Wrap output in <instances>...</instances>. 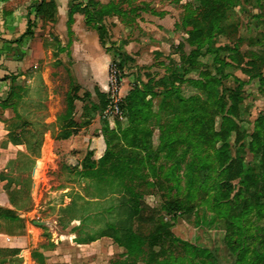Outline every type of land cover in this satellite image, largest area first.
Segmentation results:
<instances>
[{
  "label": "rangeland",
  "instance_id": "rangeland-1",
  "mask_svg": "<svg viewBox=\"0 0 264 264\" xmlns=\"http://www.w3.org/2000/svg\"><path fill=\"white\" fill-rule=\"evenodd\" d=\"M90 1L100 4L99 0H85L84 3L89 4ZM103 1L106 2L104 5H112L115 10L103 18L106 37L103 47L113 53L119 51L120 45L124 48L125 43H130L128 47L132 58L121 69L117 66L121 58H114L116 63L108 68L105 94L108 101L120 104L118 89L123 77L127 78L125 82L130 89L139 82L153 88L156 95L152 97L148 93L146 97V100L152 101L151 109L146 108L138 125L141 130L138 137L148 139V133H152L150 148L148 151H143L142 147L134 150L126 148L128 152H134L133 157L130 160L122 159L120 156H127V153H122L124 144L116 136L110 135L112 151L119 156L115 161L101 166L97 170V177L82 179L76 167L81 157L76 155L83 153L94 142L91 140L93 137L101 135L104 143V125L119 137V129L127 126V118L122 115L120 118L103 119L100 114L99 118L96 115L94 121V118L88 119L84 115V105L88 108L93 101L98 102L93 80L101 76V69L91 72L89 76L81 71L70 73L65 67L46 68L42 73L44 65L51 63H40V73L35 75L32 72L29 80L15 81L10 102L15 111L27 120L25 124L29 131L22 132L23 139L35 145V151L47 146L55 155L49 154L42 160L37 175L39 181L27 183V195H23L26 198L23 201L26 211L20 213L22 218L19 221L11 223V229L16 234H22L28 228L32 240L41 244L46 241V235L47 242L58 241L59 248L53 257V264H158L174 259L175 264H234L235 254L225 243V222L200 201L201 193L189 201L186 199L183 176L186 161L181 160L180 165L174 167L173 176L169 174L183 146L175 145L176 152L168 156L165 149L160 150L159 145L158 128L166 130L171 119L163 105L175 103L178 97L175 93L166 95V89L171 88L169 84L167 88L154 84L161 78L169 83L174 77L173 73L183 69L185 57L192 49L186 42L190 27L184 22L188 16H195V0ZM89 8L94 12L99 10L98 6ZM221 24L223 31L214 35L213 42L216 46L227 45L231 51L220 52L219 58L228 65L217 78L225 74L227 77L221 78V85L214 87V93L224 98L225 111L230 106V92H236L241 99L238 111L232 115L239 135L232 133L228 139L234 158L238 152L243 156L244 148L241 145L253 132L255 120L264 114V0H233ZM211 58L200 57L199 61L213 67ZM188 70L183 75L184 79H200V68ZM33 76H37V80L31 81ZM175 86L185 98L192 95L204 97L201 90L188 81L175 82ZM74 88H77L76 91ZM85 92L90 93L89 98L84 97ZM69 94H73L75 99L72 110L67 112ZM16 96L21 98L18 100ZM60 115L65 117L62 122ZM69 122L72 129L68 131L78 137L87 134L89 139L82 144L69 142L61 143V147H53L50 135L55 137L58 128L62 125L64 129ZM219 123L220 117H217V127ZM22 127H25L22 121H13L8 126L13 136ZM30 130L35 134L31 135ZM92 148L96 158V145H92ZM244 150L245 159L250 160L251 155ZM71 154L75 159L70 158ZM20 163L25 167L29 165L23 159ZM11 171L6 175L19 183L24 182L28 173ZM175 176L180 177L179 190L174 187ZM232 186L234 193L237 180L232 181ZM123 196L135 198L140 209L133 221V231L142 242V253L136 258L128 256L126 250L110 238L99 237L106 226L115 220V209ZM178 202L193 209L173 210ZM165 229L186 244L160 238L158 232ZM88 238L95 240L87 245L74 244L76 240ZM61 239L65 240L62 244L59 242ZM187 244L207 252L192 256Z\"/></svg>",
  "mask_w": 264,
  "mask_h": 264
},
{
  "label": "trees",
  "instance_id": "trees-1",
  "mask_svg": "<svg viewBox=\"0 0 264 264\" xmlns=\"http://www.w3.org/2000/svg\"><path fill=\"white\" fill-rule=\"evenodd\" d=\"M233 0H195L197 6L195 16H188L184 24L190 27L187 31L186 42L192 47L185 57L184 66L181 72H174V77L167 83L165 78H161L154 85L171 86L166 89V95L172 96L174 93L178 99L175 103L164 104L163 109L171 119L166 125V130L158 128L160 150L165 149L168 156H173L176 152L175 145H182L180 156L174 159L170 168V175H174V167L180 165L181 160H185L183 176L185 179V190L187 201L196 198L201 193L200 201L205 204L217 218L222 219L226 225L225 243L231 253L235 254L234 264H264V114H261L254 123L253 132L249 135L247 142L241 145L251 155L250 160L241 156L240 152L232 158L228 139L232 133L239 135L238 128L232 115L238 111L241 99L236 92H230L228 99L230 106L225 111V100L214 93V87L221 85V78H226L227 74L217 78L219 73H223V68L228 64L219 58L220 52H230L229 46H216L213 42L214 35L223 31L221 24L227 8ZM71 8V12L79 11L84 15L86 25L90 26L98 33V38L102 46L106 40L104 32L103 18L115 12L113 6L86 2ZM90 6H98L96 12L90 10ZM55 6L52 1L42 2L39 13H44L50 19L54 18ZM192 17V18H191ZM71 18L69 19V22ZM30 33V26L26 30V35ZM114 58L120 57L117 65L119 69L132 58L125 52L122 45L119 51H113ZM209 56L213 67H208L199 61L200 57ZM113 63H116L113 61ZM200 68L198 72L199 80L184 79L183 75L188 73V69ZM202 68V69H201ZM213 70V71H212ZM212 72L215 74L213 75ZM188 81L201 90L204 97L192 95L185 98L180 94L175 82L183 83ZM77 88H74L76 91ZM148 93L154 97L156 93L149 84L139 82L135 84L127 94L121 99L119 107L123 115L127 118V126L120 130L119 137L114 130H109L105 125L102 133L105 143V151L101 158L94 160L93 152L88 151L82 160L81 171L78 175L84 179L97 177V170L109 161H115L117 155L112 150L110 135L124 144L122 153L127 156L122 159L130 160L134 152L131 150L142 147L143 151L150 148V138L152 133H148L147 138L138 137L141 130L138 125L141 123V115L147 109H151L152 101L146 100ZM74 94V93H73ZM73 94L67 97V112L72 110L74 101ZM98 102L90 107H84V115L90 119L108 105L105 93L98 89L95 91ZM12 96V94H11ZM84 97L89 98L90 93L85 92ZM19 97L16 96V99ZM7 101H5L6 103ZM4 102L0 107H7ZM13 106V105H12ZM14 107V106H13ZM15 112V109H14ZM69 114V113H68ZM220 117V123L216 126V118ZM65 129V130H64ZM60 137L68 138L72 131V123L65 125ZM13 141H18L13 137ZM148 156V153H146ZM119 156V155H118ZM174 187L179 190L180 177L174 178ZM237 180V189L233 193L232 181ZM192 207H184L181 202L173 210L191 211ZM1 211V210H0ZM4 217L10 220H17L18 217L11 211H1ZM140 209L135 198L131 196L121 197L120 203L115 209V220L108 224L100 233L99 237H108L116 245L126 250L128 256L136 258L142 253V242L140 237L133 231V221L139 215ZM158 236L164 240L178 241L186 244L185 241L173 235L167 229L158 232ZM94 238L76 240L77 244H88ZM187 250L192 256L205 254L207 251L187 244ZM18 249L0 250V254L15 257L19 254ZM109 264H115L110 262ZM158 264H175V259L163 260Z\"/></svg>",
  "mask_w": 264,
  "mask_h": 264
},
{
  "label": "crops",
  "instance_id": "crops-1",
  "mask_svg": "<svg viewBox=\"0 0 264 264\" xmlns=\"http://www.w3.org/2000/svg\"><path fill=\"white\" fill-rule=\"evenodd\" d=\"M49 1H52L55 6L53 19L38 12L41 3ZM84 1L0 0V103L7 101L5 103L7 107H0V210L11 211L18 217L17 220H10L4 217V213L0 211V250L18 249L20 251L13 258L9 255L5 257L2 254L0 264H13L14 262L53 264V257L59 248L58 241L47 242V235L46 241L41 244L39 241L32 240L28 228L22 234H16L11 229V223L19 221L22 218L20 213L26 211L23 206V201L26 198L23 195H27V183L34 184L39 181L37 175L41 169L42 160L49 154L55 155V153L50 151L47 146L37 152L34 149L35 145L32 146L23 139L22 132L28 133L29 131L25 124L27 120L21 114L14 112L10 97L15 81L27 78L29 80L32 72L35 75L40 73L39 64L42 62L51 63L47 66L44 65L42 73L46 68L65 67L70 73L81 71L89 76L91 72L94 73L101 69V76L93 81L100 92L106 93L108 68L113 63L114 56L102 46L97 31L86 25L84 15L79 11L71 12L73 6L80 3L82 4L80 6H83ZM99 3L104 5L106 2L99 0ZM28 25L30 33L26 35ZM129 44H124V50L130 56ZM34 80H37V76L31 78V81ZM125 81L127 78L123 77L118 89L119 99H122L130 89ZM93 103L96 102L93 101ZM97 117L99 118V114ZM59 118L61 122L65 119L63 115H60ZM13 121H22L25 126L18 129L14 136L11 135V130L8 128ZM58 129L55 137L52 138V135L49 137L53 147L55 145L61 147L62 144H69V142L82 144L89 139L87 134L78 137L74 136V133L63 139L60 137L63 130L62 125ZM30 132L31 135L35 134L33 130ZM13 137H16L18 141H13ZM81 138L82 140H80ZM91 140L94 142L84 149L83 153L76 155V157H81L76 166L78 172L81 171L82 160L86 153L93 152L92 145H96V158L94 152L92 157L94 160H98L104 154L105 145L101 135L98 138L93 137ZM75 149L81 150L80 148ZM70 158L75 159L74 154H71ZM22 159L29 165L23 166L20 163ZM11 170L13 173L28 172L24 178L25 183L16 182L11 176L6 175L8 172H12ZM17 195L18 197H16ZM28 196L30 197L29 193ZM40 228L43 227L40 226ZM63 241L65 240L61 239L59 242ZM74 244L76 246L87 245L77 244L75 241Z\"/></svg>",
  "mask_w": 264,
  "mask_h": 264
},
{
  "label": "built area",
  "instance_id": "built-area-1",
  "mask_svg": "<svg viewBox=\"0 0 264 264\" xmlns=\"http://www.w3.org/2000/svg\"><path fill=\"white\" fill-rule=\"evenodd\" d=\"M113 97V96H111ZM123 112L121 111L119 104L116 101H108V105L101 113V118H109V117H122Z\"/></svg>",
  "mask_w": 264,
  "mask_h": 264
}]
</instances>
